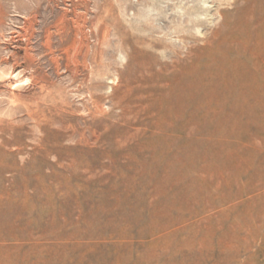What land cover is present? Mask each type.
<instances>
[{"label":"rangeland","instance_id":"374dc122","mask_svg":"<svg viewBox=\"0 0 264 264\" xmlns=\"http://www.w3.org/2000/svg\"><path fill=\"white\" fill-rule=\"evenodd\" d=\"M0 264H264V0H0Z\"/></svg>","mask_w":264,"mask_h":264}]
</instances>
